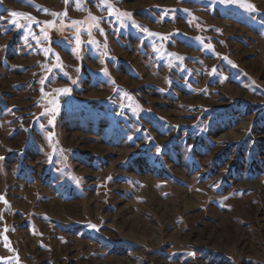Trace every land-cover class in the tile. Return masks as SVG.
Here are the masks:
<instances>
[{
	"label": "rangeland",
	"instance_id": "1",
	"mask_svg": "<svg viewBox=\"0 0 264 264\" xmlns=\"http://www.w3.org/2000/svg\"><path fill=\"white\" fill-rule=\"evenodd\" d=\"M108 4L0 0V264H264V0Z\"/></svg>",
	"mask_w": 264,
	"mask_h": 264
},
{
	"label": "snow or ice",
	"instance_id": "2",
	"mask_svg": "<svg viewBox=\"0 0 264 264\" xmlns=\"http://www.w3.org/2000/svg\"><path fill=\"white\" fill-rule=\"evenodd\" d=\"M221 3L224 2V0H220ZM230 2H234V0H230ZM104 4L105 6L108 8L109 10V13L110 14H113V15H116L118 17V19L122 20L124 18H130L131 17V14L130 13H127V12H121L119 10H113L111 5L108 4V0H104ZM247 7L250 9V10H255V5L253 4H248ZM67 13H63V14H60V13H53V15H66ZM11 16L14 18L11 23H13L14 25H16L18 23V21L15 19L16 17H25V16H28L30 18V14H27V13H21V12H16V11H12L11 12ZM92 19H96V17H92ZM37 23H39V21H36ZM45 23H51V22H45ZM81 23L80 21H74L73 24H79ZM136 27H141L139 24L136 25ZM144 31H147V29H144ZM58 55V54H57ZM59 91H63V92H67L69 91L68 89H61ZM0 199H2V197H0ZM92 227H96L95 225H92ZM194 255V254H193Z\"/></svg>",
	"mask_w": 264,
	"mask_h": 264
}]
</instances>
